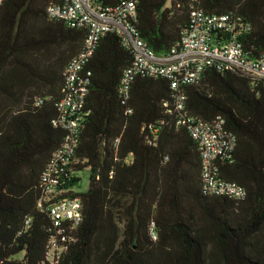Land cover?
Listing matches in <instances>:
<instances>
[{"label": "trees", "instance_id": "obj_1", "mask_svg": "<svg viewBox=\"0 0 264 264\" xmlns=\"http://www.w3.org/2000/svg\"><path fill=\"white\" fill-rule=\"evenodd\" d=\"M61 1L4 0L0 7V264H264V79L209 66L183 88L187 116L220 115L237 137L218 172L247 195L209 194L198 140L165 106L173 98L169 82L138 74L122 102L118 84L134 53L113 31L87 65L89 114L62 194L81 200L82 219L58 233L48 202L39 205L40 181L65 136L53 124L64 70L87 35L49 17V5ZM193 7L242 16L251 27L239 39L252 56L264 52V0H139L140 36L167 55ZM85 169L89 185L79 190L77 172ZM55 236L63 248L50 260Z\"/></svg>", "mask_w": 264, "mask_h": 264}, {"label": "built area", "instance_id": "obj_2", "mask_svg": "<svg viewBox=\"0 0 264 264\" xmlns=\"http://www.w3.org/2000/svg\"><path fill=\"white\" fill-rule=\"evenodd\" d=\"M139 0H117L107 4L103 0H62L49 5L50 18L61 20L71 27L84 28L87 35L82 49L71 58L64 70L62 97L57 102V116L53 124L65 131L62 144L49 159L41 176L39 205L48 202L54 225L62 234L63 226L72 228L82 219V203L77 197L62 195L74 172L71 165L80 141L81 127L89 110L85 102L89 92L90 70L87 65L99 41L107 32L119 34L134 53L133 64L128 67L118 84L123 103L131 97V87L138 74L158 75L165 78L173 92L172 101H166L167 110L180 113L179 123L185 124L198 140L202 159V184L209 194L243 199L247 195L244 185L219 175L218 161L230 159L236 148V134L226 127L225 119L217 116L211 121L199 116L186 115L184 87L198 83L209 66L236 69L253 79H264V52L252 56L239 37L251 25L233 12L209 13L193 7L188 26L180 41L167 55H158L140 36L136 22ZM4 0H0V7ZM131 108L127 112H131ZM119 138L116 139V143ZM64 241L65 236L61 235ZM63 247L55 236L49 242L48 258L53 260Z\"/></svg>", "mask_w": 264, "mask_h": 264}, {"label": "rangeland", "instance_id": "obj_3", "mask_svg": "<svg viewBox=\"0 0 264 264\" xmlns=\"http://www.w3.org/2000/svg\"><path fill=\"white\" fill-rule=\"evenodd\" d=\"M77 175L81 177V181L79 185L76 186V188L79 190H86L89 185V170L85 169L80 172H77Z\"/></svg>", "mask_w": 264, "mask_h": 264}]
</instances>
